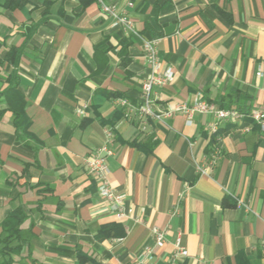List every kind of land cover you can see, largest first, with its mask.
Returning <instances> with one entry per match:
<instances>
[{
  "label": "crops",
  "instance_id": "1",
  "mask_svg": "<svg viewBox=\"0 0 264 264\" xmlns=\"http://www.w3.org/2000/svg\"><path fill=\"white\" fill-rule=\"evenodd\" d=\"M25 1L0 6V223L18 206L27 216L14 264H74L77 250L100 264H137L144 247L153 248L146 264H264V132L248 117L264 114V0H104L124 10L131 31L112 27L95 1ZM148 40L172 73L152 89L155 113L202 101L247 116L215 125L194 113L187 126L175 113L146 131L124 119L118 99L133 112L144 106ZM13 89L31 136L15 132ZM106 129L110 183L132 214L123 222L84 167ZM152 227L165 232L160 249Z\"/></svg>",
  "mask_w": 264,
  "mask_h": 264
},
{
  "label": "built area",
  "instance_id": "2",
  "mask_svg": "<svg viewBox=\"0 0 264 264\" xmlns=\"http://www.w3.org/2000/svg\"><path fill=\"white\" fill-rule=\"evenodd\" d=\"M98 5L102 14L106 15L112 27H121L125 30H132V23L127 18L124 10L115 5H107L104 0H94ZM130 5V4H129ZM143 57L151 70V76L141 86L142 98L144 106L136 112L128 109L127 101L118 99L116 104L119 107L125 108L123 114L124 119H129L132 116L136 117L139 121V129L146 131L147 121H163L170 118L175 113H181L186 117V125H191V119L194 113L211 114L215 117V125L221 122L237 123L243 120L247 115L237 112L234 109H217L213 105L207 104L202 101H195L192 105L177 104L174 108H168L161 113H155L151 109V93L153 87H160L167 84L172 77L171 71L168 69L161 72L160 62L157 56V48L155 40L145 41L142 45ZM250 117L264 132V115L259 111L251 112ZM215 125L211 130H215ZM106 144L94 150L84 160V167L88 175L95 183L97 196L106 204L107 210L113 214L120 222L126 221L131 218V211L125 209V195L116 192L110 183L111 173L108 166V159L112 156V151L109 145L113 139L111 129L105 130ZM207 169L200 171L206 173ZM235 207L237 209H244L249 212V207L244 204L240 199H235ZM135 223H142L141 219H134ZM151 236L154 240V248L160 249L165 243V232L156 227L150 229ZM176 257L184 258L187 256L186 250L181 246L180 238H176L174 242ZM153 254V248L144 247L138 255L137 264H146Z\"/></svg>",
  "mask_w": 264,
  "mask_h": 264
},
{
  "label": "trees",
  "instance_id": "3",
  "mask_svg": "<svg viewBox=\"0 0 264 264\" xmlns=\"http://www.w3.org/2000/svg\"><path fill=\"white\" fill-rule=\"evenodd\" d=\"M81 4H86L94 0H79ZM26 5L25 0H0V6L14 10L22 8ZM13 55V54H12ZM7 61L11 62L10 56ZM6 94V93H5ZM11 96L12 100L8 102V110L12 113L14 128L17 136L21 138L24 136H31L27 132L29 122L25 117L26 102L24 98L16 91L10 90L6 94ZM237 112L242 113L240 110ZM264 115V114H263ZM19 133H22L20 135ZM26 169V168H25ZM27 216L20 206L9 212L3 221L0 223V264H14V257L20 255L23 250V236L21 232V225L26 221ZM100 235H107V229L101 230ZM74 264H100L95 261L91 255H88L82 250L76 251V260ZM237 264H248L244 257L239 256Z\"/></svg>",
  "mask_w": 264,
  "mask_h": 264
}]
</instances>
